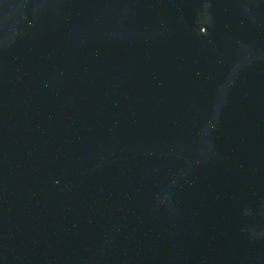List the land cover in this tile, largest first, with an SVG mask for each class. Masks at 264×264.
<instances>
[{"label":"water","instance_id":"95a60500","mask_svg":"<svg viewBox=\"0 0 264 264\" xmlns=\"http://www.w3.org/2000/svg\"><path fill=\"white\" fill-rule=\"evenodd\" d=\"M0 264H264V0H0Z\"/></svg>","mask_w":264,"mask_h":264}]
</instances>
